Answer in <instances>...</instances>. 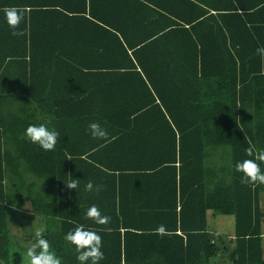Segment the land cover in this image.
<instances>
[{"label": "trees", "instance_id": "16d2710c", "mask_svg": "<svg viewBox=\"0 0 264 264\" xmlns=\"http://www.w3.org/2000/svg\"><path fill=\"white\" fill-rule=\"evenodd\" d=\"M13 7L23 35L6 22ZM258 47L264 0H0V261L11 259L8 208L28 207L62 264H78L64 237L81 225L101 235V264H223L221 253L264 264V184L235 171L264 150ZM18 101L31 108L4 113ZM39 119L59 133L54 151L24 135ZM92 122L108 140L91 138ZM219 148L228 170L210 166ZM20 169L44 182L39 193ZM89 180L102 190L86 192ZM92 205L108 225L86 216ZM209 211L234 217L233 238L207 231Z\"/></svg>", "mask_w": 264, "mask_h": 264}, {"label": "clouds", "instance_id": "9594fccd", "mask_svg": "<svg viewBox=\"0 0 264 264\" xmlns=\"http://www.w3.org/2000/svg\"><path fill=\"white\" fill-rule=\"evenodd\" d=\"M5 19L13 29L12 35H23L22 32L16 31L24 20V13L21 10L14 7L8 8L5 11ZM256 51L264 57V47H258ZM87 131L92 139L106 141L109 138L107 130L97 122L89 123ZM24 135L32 144L37 145L46 152L54 151L59 138V133L50 129L46 124H30L25 129ZM246 153L249 156L254 155L252 148L247 149ZM257 161H264V150H259L253 159H245L236 163L235 171L242 174V183L249 185L264 184V169L260 167ZM78 181L71 179L70 183L65 184L69 189L76 191L79 187ZM101 190V186L94 185L90 180L85 185L86 192L99 193ZM86 216L98 225H108L110 223V217L103 215L96 205L88 208ZM104 230L110 229L105 228ZM159 231L163 232L164 228L161 227ZM37 236L38 238L31 243L25 253L29 258L30 264H62L60 257L51 248L49 240L43 238L42 233H38ZM64 239L78 253L76 258L78 264H101V261L105 259V254L102 251V237L97 231L86 229L81 225L69 231ZM0 264H3V262L0 261Z\"/></svg>", "mask_w": 264, "mask_h": 264}, {"label": "rangeland", "instance_id": "374dc122", "mask_svg": "<svg viewBox=\"0 0 264 264\" xmlns=\"http://www.w3.org/2000/svg\"><path fill=\"white\" fill-rule=\"evenodd\" d=\"M213 157L209 159L210 166L220 167L223 166L227 170L231 167L230 157L228 155L227 148H219L217 150H211ZM28 178V177H27ZM259 207L262 214V222L264 223V192L259 193ZM29 208L26 207L24 211L17 213L13 211V208H8L9 222L11 221L9 231L12 234L10 237V264H30L29 258L25 255L27 248L37 238L38 233H44L46 229V219L42 216H38L29 212ZM12 212H15L11 215ZM207 231H209L215 238L218 236L223 239H231L234 237L235 226L233 216H224L209 212L206 216ZM19 236V238H18ZM16 237V238H14ZM229 250L232 245L227 244ZM228 253H221L220 259L214 261L216 263L222 262L228 264L226 260Z\"/></svg>", "mask_w": 264, "mask_h": 264}, {"label": "crops", "instance_id": "0c3cea01", "mask_svg": "<svg viewBox=\"0 0 264 264\" xmlns=\"http://www.w3.org/2000/svg\"><path fill=\"white\" fill-rule=\"evenodd\" d=\"M22 89V88H21ZM9 106L4 104V113L7 114L9 112H13V113H16V112H22V110L24 112L28 111L31 107H29L28 105H24L22 104L20 101H18L17 103H15L14 106ZM32 124H46L50 129H52V125L50 122H40V119L38 122H35V123H32ZM211 153V156L210 158L213 157L214 154H212L213 152H210ZM215 167V166H214ZM217 168V167H215ZM20 172H24L23 176H24V179H25V182H26V190L27 192L30 190L31 192H34V193H39L40 192V189L44 187V182H40L38 181L36 178H34L32 175H30L29 173H27V171H23V169H20ZM28 177V178H27ZM48 186V184H47ZM15 187L11 188V187H8L7 190H8V193H12V190H13V194L14 195H17V196H20L18 194V192L15 193ZM23 196V195H21ZM20 198H16L15 201L19 200ZM260 209V207H259ZM210 212V211H209ZM207 212V214L209 213ZM260 230H261V239H262V248H263V252H264V223L262 222V214L260 213Z\"/></svg>", "mask_w": 264, "mask_h": 264}, {"label": "water", "instance_id": "95a60500", "mask_svg": "<svg viewBox=\"0 0 264 264\" xmlns=\"http://www.w3.org/2000/svg\"><path fill=\"white\" fill-rule=\"evenodd\" d=\"M4 264V263H3Z\"/></svg>", "mask_w": 264, "mask_h": 264}]
</instances>
